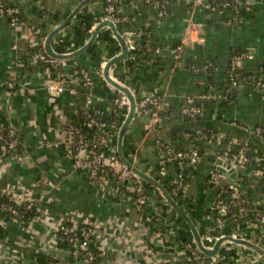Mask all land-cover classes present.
<instances>
[{
	"label": "crops",
	"instance_id": "obj_1",
	"mask_svg": "<svg viewBox=\"0 0 264 264\" xmlns=\"http://www.w3.org/2000/svg\"><path fill=\"white\" fill-rule=\"evenodd\" d=\"M80 1L10 0L19 11L21 27L14 29L5 18H0V114L6 124L17 130L23 145L20 154L0 155V192L8 196L30 194L34 199L43 195L39 218L32 221L28 229L3 220L0 214V264H33L36 262L34 252L61 254L62 248L53 229L60 223L87 219L100 224L97 245L107 251L104 264H122L145 255L148 264L154 260L167 261L172 255L181 264H197L191 257L194 240L188 225L166 206L156 189L149 185V202L142 208L119 203L89 182L68 152L65 124L81 109L86 98L102 116H107L115 104L116 95L96 74L98 64L102 67L120 52L109 28H101L90 46L68 59V69L82 68L92 80L90 87L74 86L72 93L67 87L61 92L46 89V69L30 62L25 66L19 52L12 48L14 42L21 46L30 30L45 39ZM102 4V0H89L76 16L100 14ZM244 4L247 9L243 8ZM117 10L129 17L128 22L121 25L125 38L132 39L136 31L147 30L149 41L159 51L156 60L147 62L137 60L145 56L142 50L136 51L133 58L126 55L113 65L111 73L117 74L121 80L116 79L127 84L132 92L136 89V95L144 91L161 96L168 130L186 124L177 134L170 133L171 142L181 149L198 148L202 156L197 163L186 166L187 188L184 197L175 201L192 213L204 245L211 248L213 241L209 242L206 237L216 234L217 214L212 202L220 186L207 183L213 166L211 146L204 140L192 138L190 132L216 130L227 134L241 130L240 135L233 134L239 138L243 134L248 136L241 127L264 126V89L238 88L230 92L232 101L223 98L226 70L235 52L250 54L241 60L239 67L246 73L256 72L264 82V0H237L234 7L223 13L194 7L187 0H166L163 16L159 15L156 5L143 0H117ZM76 16L52 37L54 50L73 51L88 40L91 32H79ZM177 44H182V50L179 65L175 66L173 49ZM162 56L172 59L175 68L159 80L166 70ZM146 82L153 83V88L147 89ZM186 98L203 106L202 114L196 119L184 121L178 117ZM122 111H125L124 116L115 120L118 126L127 109L122 108ZM145 122L136 108L123 137L124 153L131 155L141 170L155 174L162 184L170 183L176 170L171 167L167 170L158 161L156 137ZM257 147L261 149L260 166L250 165L243 170L262 175L264 147ZM244 186L250 200L264 211V185L255 184L252 188L245 183ZM156 224L164 227L149 234ZM238 233L264 248V222L250 226L240 224ZM216 259L221 264H264V255L239 244L221 245ZM68 262L83 264L77 258Z\"/></svg>",
	"mask_w": 264,
	"mask_h": 264
},
{
	"label": "built area",
	"instance_id": "obj_2",
	"mask_svg": "<svg viewBox=\"0 0 264 264\" xmlns=\"http://www.w3.org/2000/svg\"><path fill=\"white\" fill-rule=\"evenodd\" d=\"M102 1V16L99 21L109 20L117 30L119 25L128 22V15L118 12L117 0ZM143 1L156 5L159 9L160 16H163L166 12V0ZM187 1L194 7L199 6L208 11L217 13H223L225 10L234 7L237 2V0H234L231 5L229 0ZM243 8L247 9L248 6L244 4ZM18 14L19 11L15 6L8 4L7 0H0V18H5L14 29H18L22 25V20L18 17ZM93 26L88 29V32L92 31ZM119 34L124 38L127 47V56L133 58L135 52L140 50V47L135 43L133 38L128 39L124 37L123 33L119 32ZM134 37L145 42L143 45L145 51L142 50L144 54L151 51L152 45L150 44L147 31L140 29L135 32ZM43 46L44 39L40 41L36 34L30 30L25 34L21 46H19L17 42H14L12 48L19 52L23 62L25 58L27 62L46 69V89L61 92L67 87L69 92L72 93L74 92V86L82 85L84 87H90L92 80L86 70L82 68L68 69V59L56 58L48 55ZM181 50L182 44H177L173 49L175 66L179 65ZM54 51L57 53L71 52L70 50ZM155 51L158 52L159 49L156 48ZM247 57H250V54L245 51L235 52L231 56L226 70V84L223 94L224 100L227 101L231 98V90L244 88L246 84L252 86V91L264 89V82L256 72H248L242 75L237 71V67L241 60ZM102 67L96 70V74L104 80L102 76ZM112 68L113 66L110 69V75L113 79L117 80L111 73ZM15 73L16 72H13V75L17 76ZM105 84L108 89L116 95L113 109L108 114L114 115V119L112 121H107L105 118L108 117L102 116L99 111L92 107L90 100L86 98L81 109L72 114L71 120L67 121L65 124V131L69 136L67 140L68 152L77 163L78 167L83 170L89 182L97 185L103 191L107 192V195L114 197L119 203L135 204L142 208L149 202L150 187L139 175L129 169L119 159L116 149L119 126L115 123V120L119 117L122 108L128 109V100L123 93L116 90L106 81ZM132 94L134 96V92H132ZM134 98L136 101V108H138L140 115L146 121L145 123L148 130L153 132L156 137L158 161L161 162L165 169L168 170V167H171L176 170L174 180L167 184L164 183L163 185H165L173 198L174 196L183 198L187 188L185 168L187 165H193L199 161L202 156L201 151L198 148L179 149L170 140L164 138V134L168 128L164 123L167 116L164 115L162 111L163 104L161 96L156 93L141 91L137 97L134 96ZM202 110V105L195 103L191 98H186L179 108L178 117L180 119L188 118L193 120L200 116ZM79 112L83 114V119L78 125L72 120ZM241 129L248 135L245 139L211 130H193L190 132V136L192 138L204 140L211 146L210 153L215 159L228 163L230 167L237 171L246 169L250 167V165H256V167H258L260 166L259 161L261 153L258 152L257 145L249 143L247 138L251 136L258 141L264 142L262 129L258 126L253 128L241 127ZM187 134L189 135V133ZM22 149L23 145L17 130L12 125L6 124L2 120L0 114V155L20 154ZM123 154L131 163L135 164L131 155L126 153ZM224 176L225 174L217 170L216 166L213 164L209 172L207 183L210 185H219L220 180ZM42 182H44V180H42L40 184ZM244 184L243 179L237 176V178L227 186L220 187L215 200L212 202V209H214L217 214V219L215 220L217 230L216 234L206 237L209 242L213 241L214 243L218 237L224 235L245 238L238 233V225L243 224L245 226H250L264 222L263 209L258 203L250 200L247 188H245ZM246 184L252 188L255 186V183L252 181ZM43 190H45V183L43 184ZM1 195L6 196L10 202L8 204L0 203V209L9 211L11 215L14 216L10 221L15 222L23 229H28L31 222L39 218L41 212L40 202L43 195H38V198L35 199L30 194L8 196V194L0 192V196ZM20 207L24 210L34 208L37 216L31 219L26 225H23V222L20 221L23 216ZM183 210L187 213L185 206H183ZM232 210L236 211L232 212ZM253 212L254 218L252 219L251 213ZM3 220L8 219L3 217ZM227 224H229V226ZM99 230L100 224L96 220L87 219L78 222L71 221L68 222V224L60 223L53 229V235L57 241L66 240L69 243L71 247L70 250H63L66 254L73 257L72 259L77 258L81 260L83 264H93L96 259H99L101 262L100 264H104V261L106 262L105 258L107 257V251L97 245ZM203 242L205 241L203 240ZM223 244L234 243L226 241L221 245ZM191 247V257L197 264H216L217 254L208 257L201 253L195 245H191ZM92 248H95L96 252H94ZM33 264H36V262ZM47 264L70 263L55 259ZM122 264H148L147 255L130 262H123ZM152 264L181 263L176 256L173 257L172 255L167 261L154 260Z\"/></svg>",
	"mask_w": 264,
	"mask_h": 264
},
{
	"label": "water",
	"instance_id": "obj_3",
	"mask_svg": "<svg viewBox=\"0 0 264 264\" xmlns=\"http://www.w3.org/2000/svg\"><path fill=\"white\" fill-rule=\"evenodd\" d=\"M89 0H81L79 2V4L74 8V10H72V12L66 17V19L59 24L58 26H56V28H54L49 34L48 36L44 39V50L45 52L52 56V57H56V58H62V59H71L73 57H75L76 55H78L79 53L83 52L88 46H90V44L93 42V40L95 39V36L97 34V32L105 27L108 26L111 33L113 34V36L115 37V39L118 42L119 48H120V52L119 54L109 58L103 65L102 67V76L104 78V80L111 85L112 87H114L116 90L120 91L121 93H123L127 100H128V109L126 112V115L123 119V121L121 122L119 128H118V132H117V139H116V149H117V154L119 159L132 171H134L137 175H139L145 182L146 184L152 186L154 189H156L159 194L164 198V200L166 201V203L170 206L171 209H173L188 225L190 232H191V236L194 240V245L197 247V249L203 253L204 255L208 256V257H212L214 255L217 254L219 247L221 246L222 243L229 241L232 242L234 244H239L242 246H246L262 255H264V248H262L261 246L251 242L248 239L245 238H236L230 235H224V236H220L218 237L211 248H207L204 245L203 239L202 237L199 235L193 221L191 220V218L189 217V215L185 212V210H183V208L178 204L177 201H175V199L173 198V196L170 194V192L168 191V189L161 183L159 182L157 179H155L154 177H152L150 174L144 172L143 170L137 168L135 166V164L131 163L123 154L122 151V141H123V137L125 134V131L127 129V126L133 116V114L136 111V101L135 98L131 92L130 87L127 84H122L121 82L113 79L110 75V69L111 67L118 62L119 60H121L122 58H124L127 55V47L124 41V38L119 34L117 28L109 21V20H101L99 22H97L91 31V34L88 38V40L85 42V44L83 46H81L80 48H77L71 52H67V53H57L53 50L52 45H51V39L52 37L63 27H65L78 13V11L88 2ZM162 60H164L166 62V70L165 72L162 74V76H160L159 80H162L166 75L171 73V70L174 69L175 67H173V60L170 59L167 56H162L161 57ZM144 86L147 89H152L154 84L153 83H144ZM186 124L185 123H181L179 125H175L174 127L171 128L170 133L172 135L177 134L181 129L185 128ZM247 141L249 143L252 144H256L258 145L260 148L263 149L264 147V142L255 140L253 137H249L247 138ZM212 162L213 164L216 166L217 170H219L220 172L224 173L225 176L220 180L219 182V186L220 187H225L227 186L229 183H231L233 180H235L237 178V176L241 175V174H245L248 176L249 180L254 182L255 184H259V185H264V174L259 175L247 170H235L234 168L230 167V165L226 162H223L219 159H215L213 156H211ZM161 227H164L163 224H156L153 225L151 227V229L149 230V234L152 233L155 230L160 229ZM165 250H167L166 248H164Z\"/></svg>",
	"mask_w": 264,
	"mask_h": 264
},
{
	"label": "trees",
	"instance_id": "obj_4",
	"mask_svg": "<svg viewBox=\"0 0 264 264\" xmlns=\"http://www.w3.org/2000/svg\"><path fill=\"white\" fill-rule=\"evenodd\" d=\"M230 1V4L232 5L233 4V2H234V0H229ZM7 2H8V4H10V5H13V6H15L14 4H12L11 2H10V0H7ZM16 7V6H15ZM83 10H86V7L83 9ZM101 16H102V12L100 13V14H97V15H92V14H89V13H86V14H78L77 16H76V19H78L79 20V23H80V26H79V32H81V33H83V32H86V31H88V29L93 25V24H95L96 22H98L99 20H100V18H101ZM238 16H240V12L237 14V17ZM18 17L20 18L21 16H20V14H18ZM118 30H119V32L120 33H122V29H121V25H119L118 26ZM145 31H147V30H145ZM148 32V31H147ZM38 37V36H37ZM38 39L41 41L42 39L40 38V37H38ZM142 39H144V38H142ZM133 40L135 41V43L140 47V50H144V48H143V45H144V41H142V40H140V39H136L135 37H133ZM150 44H151V42H150ZM152 45V49H151V51H149V52H146L147 54H145V56H143V57H139L137 60L138 61H141V62H147V61H151V60H156V56H157V54H158V52H156L155 51V49L157 48L158 49V47H156L155 45H153V44H151ZM145 51V50H144ZM24 63H25V66L29 63V62H27L26 61V59L24 58ZM101 68V64H98L97 65V68H96V70H98V69H100ZM209 68V67H208ZM192 69H195L196 70V68L194 67V66H192ZM113 70H114V67L112 68V72H113ZM197 72H198V70H196ZM237 71L239 72V73H241L242 75H245V74H247L246 72H244L242 69H241V67H237ZM113 75L115 76V78H117V79H120L121 80V78H119L118 76H117V74H114L113 73ZM98 76V75H97ZM98 78H99V76H98ZM244 88H246V89H249V90H251V89H253L252 88V86H250V85H247L246 84V87H244ZM133 92H134V96L135 97H137V95H136V89H134L133 90ZM230 101H232V99L230 98L229 99ZM125 112V111H124ZM124 112L122 111L121 113H120V119H121V116L123 117L124 116ZM202 114V113H201ZM200 114V115H201ZM106 117H108V118H105L107 121H112L113 119H114V115H108V116H106ZM82 119H83V114L81 113V112H79L75 117H73V122L75 123V124H80L81 122H82ZM182 120H184V121H189L190 119H188V118H183ZM258 127H260L261 129H262V132H263V135H264V126H258ZM204 131V130H203ZM211 131H216V130H211ZM227 133V135H236V134H238V135H240L241 134V130H237L236 132H234V133H230V132H226ZM172 135L170 134V130H167L166 131V133L164 134V138L165 139H168V140H170L171 141V139H172ZM239 138H241V139H245L246 137H245V135L243 134L241 137H239ZM255 140H256V138H254ZM177 148H179V149H181L180 147H178L177 145H175ZM125 145H123L122 146V151H123V153L125 152ZM258 152L260 153L261 152V149H259L258 148ZM135 165L138 167V168H140L141 169V166L139 165V164H137V163H135ZM150 175L152 176V177H154L155 179H157V177H156V175L155 174H153L152 172H150ZM242 179H243V181L245 182V183H248V182H251L250 180H249V178H248V176L247 175H245V174H241V175H239ZM170 189V188H169ZM159 197L160 198H162L160 195H159ZM174 199L175 200H177L178 201V197H176V196H174ZM10 201L8 200V198L6 197V196H4V195H1L0 196V203H2V204H8ZM179 204L181 205V207L183 208V206H182V204L179 202ZM166 206L167 207H169L170 208V206L166 203ZM171 209V208H170ZM172 210V209H171ZM20 211H21V213H22V218L20 219V221H22L23 222V225H26L31 219H33V218H35L36 216H37V213H36V210L34 209V208H31L30 210H24L23 208H21L20 207ZM236 210H232V212H235ZM0 214H1V216L2 217H4V218H6V219H8V220H10V219H12L14 216H12L11 215V213L9 212V211H6V210H1L0 209ZM187 214L190 216V218H191V220H192V213L191 212H188L187 211ZM253 214H254V212L253 213H251V217H252V219L254 218V216H253ZM193 221V220H192ZM68 224V223H67ZM184 242H186V240H184ZM58 244H59V247L60 248H62V253L61 254H50V253H45V252H34V256H35V259H36V264H47V263H49V262H51V261H53V260H55V259H60V260H62L63 262H67V260H71L73 257H71L70 255H68V254H66L65 253V251L63 250V249H69L70 250V245H69V243L66 241V240H60V241H58ZM194 246V245H193ZM92 250L94 251V252H96V249L95 248H92ZM101 262H100V260L99 259H96L95 260V262L93 263V264H100ZM216 264H221V262H217Z\"/></svg>",
	"mask_w": 264,
	"mask_h": 264
},
{
	"label": "bare ground",
	"instance_id": "obj_5",
	"mask_svg": "<svg viewBox=\"0 0 264 264\" xmlns=\"http://www.w3.org/2000/svg\"><path fill=\"white\" fill-rule=\"evenodd\" d=\"M105 27H108V26H105ZM109 28V27H108ZM110 30V29H109ZM113 35V34H112Z\"/></svg>",
	"mask_w": 264,
	"mask_h": 264
}]
</instances>
